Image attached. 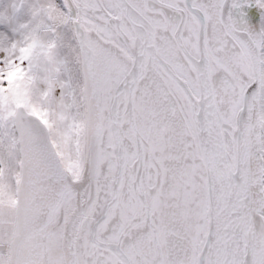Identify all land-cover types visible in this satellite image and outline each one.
<instances>
[{"label": "snow or ice", "instance_id": "1", "mask_svg": "<svg viewBox=\"0 0 264 264\" xmlns=\"http://www.w3.org/2000/svg\"><path fill=\"white\" fill-rule=\"evenodd\" d=\"M0 264H264V0H0Z\"/></svg>", "mask_w": 264, "mask_h": 264}]
</instances>
